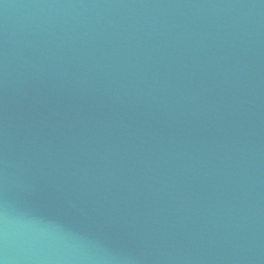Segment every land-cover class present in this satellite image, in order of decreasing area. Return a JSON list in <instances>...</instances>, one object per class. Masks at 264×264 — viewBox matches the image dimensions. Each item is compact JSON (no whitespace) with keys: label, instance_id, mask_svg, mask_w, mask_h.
<instances>
[{"label":"water","instance_id":"obj_1","mask_svg":"<svg viewBox=\"0 0 264 264\" xmlns=\"http://www.w3.org/2000/svg\"><path fill=\"white\" fill-rule=\"evenodd\" d=\"M0 264H264V0H0Z\"/></svg>","mask_w":264,"mask_h":264}]
</instances>
